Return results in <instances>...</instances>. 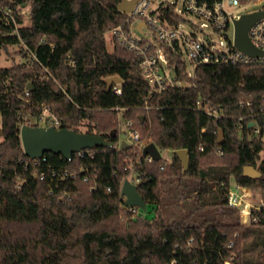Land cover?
Masks as SVG:
<instances>
[{
	"label": "trees",
	"instance_id": "1",
	"mask_svg": "<svg viewBox=\"0 0 264 264\" xmlns=\"http://www.w3.org/2000/svg\"><path fill=\"white\" fill-rule=\"evenodd\" d=\"M119 2L0 0L3 7L30 6L19 37L0 35V46L17 44L26 60L0 67V264H223L231 255L232 264H264V214L257 222L242 223L238 210L227 203L231 182L259 187L264 194V142L251 137L244 121L239 128L240 118L262 105L264 63L196 65L188 76L180 54L166 50L180 84L153 92L135 53L114 39L112 50L107 49L105 32L117 25L129 30L134 19L118 9ZM172 7L164 9V17L184 20ZM113 75L121 78L114 83L121 95L106 91L105 80ZM240 100L252 105L241 107ZM45 106L59 127L109 141L111 146L87 148L92 158L72 162L96 173L94 189L79 178L51 187L37 176L48 164L66 163L60 154L45 152L47 164L33 165L23 152L19 127L25 119L38 125L31 118L37 119ZM204 106L219 115L209 117ZM118 113L133 121L141 137L171 150L163 168V158L147 162L134 153L135 145L116 146ZM180 148L189 157L185 173L174 153ZM136 155L142 161L133 171L141 175L136 186L145 211L132 210L120 194L130 171L126 160ZM246 165L256 167L260 176L243 175ZM171 182L167 197L164 186ZM180 193L188 214L174 207L175 218L169 220L168 198L176 201ZM197 214L203 219L189 220Z\"/></svg>",
	"mask_w": 264,
	"mask_h": 264
},
{
	"label": "built area",
	"instance_id": "2",
	"mask_svg": "<svg viewBox=\"0 0 264 264\" xmlns=\"http://www.w3.org/2000/svg\"><path fill=\"white\" fill-rule=\"evenodd\" d=\"M164 1L165 3L159 4L154 10L148 11L147 8L152 1L138 0L134 4L132 11L126 12L128 17H134L129 30H124L120 25L109 29L112 32L111 39H114L127 50L132 51L138 56L141 75L150 84L153 92L159 93L169 85L180 84L179 81L174 80V64L168 62L166 50L180 54V57L185 63L186 74L188 76H193L196 65L216 63L249 65L255 61L264 63V56L251 57L237 49L233 44V20L240 16H234V12L252 2H261L263 0H182L179 6L176 0ZM169 5L173 6V13L183 17L184 20L174 23L165 18L164 9ZM260 10H264V5L261 9L254 11ZM29 14V4L16 5L15 7L0 6V35L15 34L19 37L18 29L27 23L24 19H28ZM189 14L205 20L200 26H194L197 30L202 31L204 27L210 26L223 37V40L216 42L208 36L203 40H199L195 33L185 32L182 29V24L185 22V16ZM139 22L143 23L140 25V29L143 26L148 27L154 38H156V41L138 38L132 33V29H137ZM248 30L251 43L264 52V16L255 20ZM23 47L27 51L29 58H35L34 54L25 44H23ZM185 55L188 58L189 64L192 66V71L187 69ZM23 61L26 60L24 59ZM71 65L74 66V62H71ZM111 89L115 94L121 95V88L118 84H113ZM25 93L27 94L28 91H25ZM260 101L262 105L259 109L250 110L247 115L240 118L239 128L243 127L244 121L249 128L251 137H255L264 142V94ZM239 105L241 107L251 106L252 101L240 100ZM115 110H119V108L116 107ZM203 110L209 117L219 115L215 109L207 106H204ZM35 120L33 124H38V121H42L44 122V126L53 125L56 128L59 127V122L49 106H45ZM24 123L29 124L28 119H25L22 124ZM249 123L251 125H248ZM125 124L129 128L130 140L127 142L137 147L134 153L140 152L142 154V148L150 142V138L146 136L141 137L138 129L133 127V121L131 119L126 120ZM116 146L120 147L119 140ZM166 150L171 152L169 149ZM261 153L262 150L260 151ZM60 156L66 163H59L55 166L46 165L47 157L44 154L40 158H30L33 165L40 166L44 164L47 166V171L43 169L39 171L37 175L39 179H45L51 187L52 185L57 187L64 182L79 178L83 182L88 183L89 189L97 187V175L94 171H90L88 165L80 164L73 166L72 163L75 157L83 158L88 156L92 158L94 154L91 151L81 149L72 153L67 158L62 155ZM142 157L147 162L154 160L150 155H142ZM163 159L164 163L159 166L160 168H163L164 164L170 161V158ZM126 161L127 168L130 169L133 168L135 163H140L142 160L136 155L134 157H128ZM127 179L137 185L141 180V175L133 171V174ZM227 203L229 206L235 207L238 210V216L242 223L249 224L257 222L260 220V213L264 214V197L260 195L256 199H253L251 187L242 186L237 183H234V187H231L230 184L227 192ZM130 208L134 210L138 207L130 206ZM232 257L233 255L230 258L224 259L223 264H232Z\"/></svg>",
	"mask_w": 264,
	"mask_h": 264
},
{
	"label": "water",
	"instance_id": "3",
	"mask_svg": "<svg viewBox=\"0 0 264 264\" xmlns=\"http://www.w3.org/2000/svg\"><path fill=\"white\" fill-rule=\"evenodd\" d=\"M137 1L138 0H120L117 7L122 12H131ZM263 16L264 10L251 11V13H242L238 18L233 20V44L237 49L251 57L264 56V52L251 43L248 35V29L251 27L252 23ZM142 24V22L138 23V30H140V25ZM105 81L106 91H109L114 83L121 82V78L117 75H113L107 77ZM27 87H31L30 84H27ZM138 118L141 122L143 115H139ZM248 125H251V123ZM19 137L23 152L31 159L40 158L45 152L60 154L67 158L71 156L72 153L81 149L110 146L109 141L100 134L76 131L64 127L56 128L53 125L39 126L24 123L19 127ZM221 141L222 134L219 132L216 143L219 145ZM129 146L130 144L127 141H120L121 149H126ZM174 153L180 159L182 173H185L189 165V157L186 150L180 148L174 150ZM142 155H150L154 160H159L161 157L158 147L152 141L143 146ZM242 174L255 178L260 176L261 172L252 165H246L242 169ZM120 194L124 197L126 205L138 207L142 211L146 210V203L138 192L136 184L131 183L127 178L122 181Z\"/></svg>",
	"mask_w": 264,
	"mask_h": 264
},
{
	"label": "rangeland",
	"instance_id": "4",
	"mask_svg": "<svg viewBox=\"0 0 264 264\" xmlns=\"http://www.w3.org/2000/svg\"><path fill=\"white\" fill-rule=\"evenodd\" d=\"M168 1H174V0H168ZM178 2V6L181 4L182 0H176ZM161 3H165L164 0H155L150 2L147 10L151 11L154 10L159 4ZM264 5V0L261 2H252L251 4L246 5L245 7H242L241 9H238L234 12V16L238 17L239 15H241L242 13H250L251 11L254 10H258L261 9L262 6ZM25 21L28 22V19H24ZM205 20L202 18H198L196 16L193 15H186L185 16V22H183L182 24V29L187 32V33H195L196 37L199 40H203L206 36H208L211 40L219 42L220 40H223V37L216 31H214L210 26H206L203 28L202 31L197 30L195 27L196 26H200L202 23H204ZM195 26V27H194ZM132 33L138 37V38H145L148 39L150 41H156V38H154V36L152 35V32L148 29V27L143 26L142 29L138 30V29H132ZM111 36H112V32L111 31H106L105 32V39H106V46L107 49L109 51L112 50V42H111ZM185 59H186V63H187V69L189 71H192V66L189 64L188 62V58L185 55ZM24 60V58L20 55V53L18 52V45L17 44H8L5 47L0 46V67H10L15 63H19L22 62ZM121 113L117 114V121L119 122L118 124V139L119 141L121 140H125V141H129L130 137H129V128L126 126L125 124V120L122 119ZM36 120L34 118H31V123H34ZM38 125L39 126H44V122L42 121H38ZM81 130H84L85 128L82 126H80ZM160 154L162 158H170L171 157V152L167 151L166 149L164 150H160ZM129 162V160H128ZM133 174V168H130L129 171V175L127 176V178ZM173 185L174 183H167L164 186V194L168 197V195L173 192ZM231 187H234V182H231ZM251 192H252V197L253 199H256L257 197H259L260 195L262 197H264V194L262 192V190H260L259 187H252L251 188ZM184 193H180V195L178 196L176 201H173L172 199L168 198V202L171 203V206L169 208V210H167L168 214L166 215V217L169 220H172L175 218L174 216V207H178V211H180L182 213V215H187L188 214V209L185 208V206L182 205L183 203V196ZM179 199V201H178ZM185 201L187 202V199H185ZM180 206V207H179ZM151 208L148 207V210H150ZM211 211L207 213V215H211ZM153 213H149L147 214V216H151ZM203 215L204 214H197L195 216H193L191 219H189L190 221H200L203 219Z\"/></svg>",
	"mask_w": 264,
	"mask_h": 264
}]
</instances>
